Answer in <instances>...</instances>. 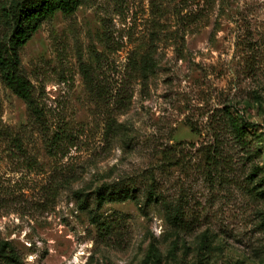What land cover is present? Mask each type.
I'll return each mask as SVG.
<instances>
[{
	"label": "rangeland",
	"instance_id": "1",
	"mask_svg": "<svg viewBox=\"0 0 264 264\" xmlns=\"http://www.w3.org/2000/svg\"><path fill=\"white\" fill-rule=\"evenodd\" d=\"M20 55L0 264H264V0H81Z\"/></svg>",
	"mask_w": 264,
	"mask_h": 264
},
{
	"label": "trees",
	"instance_id": "2",
	"mask_svg": "<svg viewBox=\"0 0 264 264\" xmlns=\"http://www.w3.org/2000/svg\"><path fill=\"white\" fill-rule=\"evenodd\" d=\"M80 4L81 0H23L18 2L11 12L3 9L10 30L6 38H0V76L34 112L37 108L33 100V86L23 72L20 52L45 20L54 16L57 11L73 14ZM147 66L148 64L144 66V70H147ZM230 119L239 135L245 132V126L238 118L231 116ZM98 197L104 202L125 199L128 196L99 191ZM7 245L5 243L4 246L9 248Z\"/></svg>",
	"mask_w": 264,
	"mask_h": 264
}]
</instances>
